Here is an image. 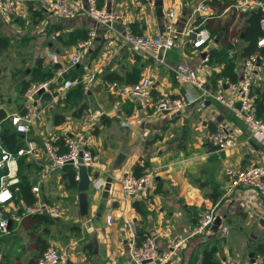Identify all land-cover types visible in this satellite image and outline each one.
Instances as JSON below:
<instances>
[{
  "label": "crops",
  "instance_id": "crops-1",
  "mask_svg": "<svg viewBox=\"0 0 264 264\" xmlns=\"http://www.w3.org/2000/svg\"><path fill=\"white\" fill-rule=\"evenodd\" d=\"M79 1L87 3V0ZM98 1L100 7L117 10V18L110 28L96 23L84 12L60 15L45 9L35 0L34 7L40 8L43 13L38 22H33L28 0L19 2V9L11 20L4 22L0 19V35L9 36L11 45L17 43L20 47L26 45L29 49L22 55V59L29 62L24 71L0 69V108L5 110L6 115L20 111L25 90L22 91V82L29 78L30 67L38 57L43 58L44 65L61 63L55 70V76L59 69L64 71L70 66L74 67L73 70L94 74L89 88L83 89L77 99L79 104L86 103L80 115L74 112L77 105H70L65 101L68 89L60 91L56 85L48 92L41 93L44 105L41 116L31 124L29 131L17 135L24 139L23 146L27 141H34L37 148L34 154L15 157L11 172L18 179L12 185L17 192V201L14 198L12 201L20 204L25 202L17 189V183L23 176L31 186L38 185L41 197L57 204L61 212L59 215H48L51 218L49 223H32L18 209L16 213L23 216L18 223L21 228L18 230L16 227L14 235H11L14 222L8 212L11 224L6 231L0 232V264H37L30 259L39 251L40 240L48 242V246L54 245L63 250L69 262L128 264L129 222H133L137 230L153 235L160 250L170 252L171 256L165 264H201L202 248L211 243L217 246L215 255L220 264L228 258L233 264H264V254L255 248L258 241L264 240V219L258 227H249L253 215L264 218V196L251 187H229L225 175L228 166H264V142L250 136L242 119L232 110L209 98L203 101L204 104L199 101L203 106L198 105V101L191 102L175 115H172L175 111L163 110L147 114V108L140 98L122 97L115 86L106 84L107 80L104 78L107 72H115L130 79L129 82L118 83L124 85L137 81L142 75H149L153 79L151 90L154 95L179 96L189 92L198 94L196 86H184L177 81L171 66L178 61H186L203 73L205 65L206 83L211 72L221 71L222 62L202 59L204 56L208 58L211 48L221 47L220 37L225 24L229 25L231 32L234 29H244L246 17L238 8L239 0H221L225 2V6L210 0L209 14L195 10L201 0H177L175 42L172 48L160 53L162 63L156 62L148 52L129 49L123 36L126 31L154 34L164 30L165 12L170 0H163L162 15L156 12V4L151 9L145 0ZM198 16L200 20L197 22ZM205 17L212 20L214 27L222 30L208 44L194 47L193 35L187 34L186 30L197 23L205 25ZM76 27L94 31L90 44L82 45L83 39L76 45H66L56 38L59 32ZM18 32L22 36H17ZM240 37H232V41L236 43L233 61L238 79L241 77L245 58L240 55V48L244 44ZM5 50L0 52V57ZM47 51L56 53L57 59L52 60L46 54ZM74 53H79L80 58L71 63L70 57ZM15 56L17 57L15 54L12 58ZM220 78L224 82L231 81L225 77ZM253 83L264 88V81L254 80ZM207 86L213 88L211 85ZM94 113L98 117L92 118ZM139 116L143 122L137 124L134 118ZM55 117L62 118L61 122L55 123ZM219 122L225 123L235 134L234 139L223 148L213 147L207 139L209 131ZM143 127L148 130L146 136L142 134ZM94 129L97 131H93ZM84 130L94 136L95 144L99 146L89 147L94 155L93 164L87 166L89 175L98 172V177L105 181L106 176L111 174L113 179L109 198L105 203L100 200L105 183L97 187L95 179L91 182L88 212L82 215L79 212L77 186L67 185V179L63 176L65 169L51 168V160L43 140L53 139L59 149L56 137L61 134L69 137L77 132L84 133ZM149 135L151 138L145 149V139ZM85 138H88L86 133ZM120 151L126 154L124 161H127L130 172L137 163L144 158L148 159L144 170L151 172L153 177L149 199L136 195L128 202L120 200L118 184L125 171L120 172L110 167ZM26 193L34 195L32 189H28ZM113 199L119 200L117 207L111 206ZM135 199L140 200L143 210L133 205ZM208 208H213L216 215L220 216L221 224L218 229L222 228L224 233H216L214 230L194 232L197 226L195 221L200 220L204 210ZM108 210L113 212L111 224L106 220ZM232 220L238 225L236 234L228 230V223ZM224 226L227 229L223 230ZM237 235L242 241L239 247L234 245ZM246 240L251 241L252 245H245ZM251 251L254 256L249 255ZM252 257L255 258L254 261L251 260Z\"/></svg>",
  "mask_w": 264,
  "mask_h": 264
},
{
  "label": "built area",
  "instance_id": "built-area-1",
  "mask_svg": "<svg viewBox=\"0 0 264 264\" xmlns=\"http://www.w3.org/2000/svg\"><path fill=\"white\" fill-rule=\"evenodd\" d=\"M22 0H0V19L7 22L17 13L19 2ZM42 7L51 10L60 15H73L77 12L86 13L96 23L111 27L112 22L117 18V10L113 8L100 7L98 0H87L86 4L79 0H35ZM210 0H201L195 7V10L204 14H209L211 6ZM146 4L152 9L155 6V0H145ZM177 0H170L166 9V21L164 30L154 34H136L126 31L123 40L125 44L134 52H148L156 62H163L160 53L169 50L175 42L174 21L176 17ZM238 8L241 11L248 10L253 7L264 8V0H239ZM260 25L264 32V17L260 18ZM187 34H192V45L200 47L208 44L212 40L210 30L201 23L194 24L186 30ZM53 36V35H52ZM94 31H89V35L81 44L88 45L92 42ZM257 45H264V33L257 39ZM236 53L234 47L228 49V55L232 56ZM52 60L57 59L54 52L46 53ZM80 54L71 55V63L79 60ZM204 56L202 60H207ZM204 71L199 72L186 61H178L171 66L177 81L184 86H196L199 90L198 94L187 93L179 96H159L152 94L153 79L149 75H142L132 83L119 85L115 82H108V86H115L122 97L140 98L144 106L147 108V114L156 113L162 110L177 111L183 110L191 102L203 101L207 98L214 100L224 107L232 110L238 115L246 126L250 136H255L259 141L264 142V118L256 114L254 106V94L252 93V84L254 80L264 81V53L260 49H255L243 60L240 75L237 81L224 82L218 78L216 88L213 89L206 85V76L204 73L207 67L204 65ZM63 70L59 69L57 75L53 78L45 79L38 82H30L23 93V106L21 111H14L7 114V118L13 128L17 132H27L31 124L41 116L44 105L41 93L50 90V83L56 80L57 76ZM94 78L93 73H84L80 77L63 78L57 83L60 91L66 90L69 86L83 84V89L87 90ZM225 87H224V86ZM204 104V103H203ZM98 117L97 113L92 114V118ZM90 118V119H92ZM137 123H142V117H136ZM128 122H124L126 124ZM2 124L0 120V232L6 231L8 228V212L5 211V205L14 198L12 185L17 182V178L11 172L12 164L15 157L21 154H34L37 145L34 141H27L25 146H20L16 151L9 150L1 138ZM147 128L143 127L142 134L146 136ZM235 137V134L227 127L225 123L219 122L215 128L207 134L208 141L217 148L227 146ZM85 135L83 132L69 136L65 139L66 150L59 152L58 146L51 138L44 139L43 145L46 153L51 160V168H61L65 163L71 160V164L76 168L75 179L78 180L77 161L79 146L83 145L82 160L83 164L90 166L93 164L94 155L91 149L84 145ZM227 183L229 187L247 186L257 190L264 196V166L259 164H249L243 167L228 166L225 170ZM105 183L104 179H96L94 183L97 187ZM122 190L120 192V200L128 202L131 198L139 195L145 199H149L153 184L151 172H145L139 176H135L129 170L125 171L120 177ZM34 192V201L30 204L23 203L22 210L24 213H45L51 216L59 215L61 208L55 204L44 200L39 193V186L31 187ZM110 194V193H109ZM6 214V216H3ZM216 212L213 208L204 210L200 218L199 224L195 227L194 232H211ZM106 220L108 224L113 222V212L107 211ZM129 237L127 239L128 264H165L171 254L167 250L158 248L156 239L151 234L140 241L136 240V227L133 222L128 223ZM226 226L223 227V230ZM38 264H85L80 261H71L67 254L54 245L44 248L37 257ZM223 264H233L230 258L226 259Z\"/></svg>",
  "mask_w": 264,
  "mask_h": 264
},
{
  "label": "trees",
  "instance_id": "trees-1",
  "mask_svg": "<svg viewBox=\"0 0 264 264\" xmlns=\"http://www.w3.org/2000/svg\"><path fill=\"white\" fill-rule=\"evenodd\" d=\"M212 2L217 1L219 4H223L225 6V2L221 0H211ZM98 1V5H99ZM101 5V4H100ZM99 5V6H100ZM28 9L31 12L32 16L34 17L33 22H38L42 17L43 13L40 8L34 7L33 0H28ZM243 15L246 17V23L243 30L234 29V31L231 32L229 25L225 24L222 28L214 27L212 25V20L209 18H206L205 25L209 27L210 33L212 37H215L217 32L221 29L222 30V36L220 37V45L221 47L217 49L216 47L211 48V50L208 53V61L216 60L218 62H222L223 69L221 71H213L208 76L207 85H211L213 88L216 87L217 80L220 77H225L228 80L231 81H237L238 80V74L234 70L235 63L233 61L234 56L236 53L232 56L228 55V49L230 47H235L236 43L232 41V37H240L244 44L240 48V55L242 56H248L251 52H253L255 49H260L262 53H264V45L258 46L257 45V39L259 36L263 35V29L260 25V18L264 17V8L262 7H255L250 8L248 10L242 11ZM198 16L196 18V21L198 22L200 20ZM202 18V19H205ZM59 28L62 29V26H59ZM88 28L85 27H76L73 29L63 30L56 34V38L61 40L66 45H76L79 40L86 39L88 37ZM242 32V34H241ZM222 40V41H221ZM11 45L10 37L7 35H0V52L2 50L7 49ZM239 52V51H238ZM61 66V63L59 62H53L49 65H44L43 58L38 57L35 60V63L33 66L30 67L29 70V78L24 79L22 82V91L27 87V85L30 82H38L45 79L53 78L55 76V70ZM85 72L81 70H73L66 74L65 78H74V77H80ZM105 80L115 83L120 82H129V78H124L122 76L117 75L115 72H107L104 75ZM137 80V79H136ZM67 95L65 97V101L67 103H70V105H77L74 108V112L77 115H80L83 111V107H85L86 103L82 102L79 104V101L77 99L80 97L81 92L83 91V84H76L69 86L67 88ZM252 93L255 95L254 97V106L256 110V114L264 118V88L261 89L260 86L255 85V83L252 84ZM154 95V94H153ZM156 96V95H155ZM66 103V104H67ZM23 102L20 106V111L22 110ZM62 118L55 117L54 122L59 123L61 122ZM0 120L2 124V133L5 135L3 138V144L11 151H16L17 148L20 146H23L24 139L18 137L19 135L11 123L9 122L6 112L3 108H0ZM93 131H97L94 129ZM20 136V135H19ZM67 135H59L56 137V141L59 142L60 147L58 149L59 152H62L66 150V146L64 145L65 139L67 138ZM213 146V145H212ZM215 147V146H213ZM92 152V151H91ZM148 165V159H143L140 163H137L135 167L132 169L131 173L135 176H139L147 170H144V168ZM61 168L65 169L66 172L63 174V176L67 179V185L70 187H76L77 186V180L75 179L76 174V168L69 162L65 163ZM18 190L21 194V198L25 201V203H32L34 201V195L30 193V195H27V190H31V185L27 179H24L23 176H21V180L17 183ZM14 187H12L13 189ZM14 192V200L17 201V198L15 195L17 194L16 190L13 189ZM133 205L137 209L143 210L142 206L140 205V200L135 199L133 201ZM19 212L24 215V218H29L32 223L44 221L45 223L51 222V218L48 217V214L45 213H24L22 208H19ZM22 215V216H23ZM51 216V215H50ZM200 220L195 221V225H198ZM217 233V232H216ZM148 233H144L143 231H139L136 229V240L137 242H140ZM199 235V233H196ZM48 242L44 240L38 241L39 251L30 259L31 261H36L37 263V257L40 254V252L48 246ZM255 248L257 251H259L261 254H264V240L258 241L255 245ZM217 246L214 243L207 244L202 248L201 251V258L200 263L201 264H220L219 259L216 257ZM38 264V263H37Z\"/></svg>",
  "mask_w": 264,
  "mask_h": 264
},
{
  "label": "water",
  "instance_id": "water-1",
  "mask_svg": "<svg viewBox=\"0 0 264 264\" xmlns=\"http://www.w3.org/2000/svg\"><path fill=\"white\" fill-rule=\"evenodd\" d=\"M155 4H156V12L160 15H162L163 11H162V5H163V0H155ZM73 66H70L69 68H67L66 70H64L61 74H59L56 78V80L52 81L50 83V87H55L57 85L58 82H60L68 72H70L71 70H73ZM163 112H169L168 110H163ZM180 113V110H177L175 112H172V115L178 114ZM4 134H1V138L3 139ZM151 138V135L147 136V138L145 139V149L148 146L149 140ZM82 149H83V145L79 146V152H78V157H77V161L79 162V166H78V180H77V189L79 191V195H78V205H79V212L84 215L88 212V191L90 189V184L91 182L95 179L98 178L99 173L98 172H94L92 173V175H89L87 166L83 164V160H82ZM126 154L122 151H120L117 156L114 158V160L111 162L110 167L113 169L118 168L125 160ZM141 158V157H140ZM139 158V159H140ZM69 163L71 162V160L68 161ZM134 165H132L131 168H133ZM112 179L113 177L111 176V174L107 175L105 178V184L101 190L100 193V200L101 202L105 203L107 202L108 198H109V193H110V187H111V183H112ZM111 206L113 207H117L119 205V200L118 199H113L110 202ZM3 216H6V214H3ZM11 224V220L10 218L8 219V227ZM221 224V218L219 215H216L214 223L212 224V229L214 231H217L219 226ZM250 256H254V252L251 251L249 253ZM254 257L251 258L252 261H254Z\"/></svg>",
  "mask_w": 264,
  "mask_h": 264
},
{
  "label": "rangeland",
  "instance_id": "rangeland-1",
  "mask_svg": "<svg viewBox=\"0 0 264 264\" xmlns=\"http://www.w3.org/2000/svg\"><path fill=\"white\" fill-rule=\"evenodd\" d=\"M17 36H22L21 34H19V32L17 33ZM213 39V38H212ZM15 42H18V41H15ZM28 47L26 45H24L23 47H20L17 43H14L12 44L9 48H7L3 54H2V57H0V69L2 70H6V69H9L10 68V71H15L16 69L17 70H20V71H24L25 67L29 65V62L25 59H22V55L26 54V51H28ZM20 52H22L20 54ZM6 54V55H5ZM17 55V57H13V55ZM214 103H216V101L212 100ZM198 105H201V102H196ZM200 107V106H199ZM135 120V118H134ZM139 124V123H137ZM78 131V130H77ZM76 131V132H77ZM84 135L85 133L88 135V138H85L83 140V143L87 146V147H92V146H96V147H99L98 144H95V139H94V136L92 134H89V132L87 130H84ZM97 140V139H96ZM101 151V150H100ZM118 171L120 172H124V171H128V163L127 161H124L118 168H116ZM118 188H119V191L121 192L122 190V185L121 183L118 184ZM22 204L20 203H15L13 201L7 203L5 205V211L9 212L10 214V218L13 219V228H12V233L11 235L15 234V231L14 229L16 227H18V230L21 228L20 225H18L19 223V220L21 219L22 215L19 214V213H16V211L21 208ZM263 217H259L257 214L256 215H253L251 221L249 222V227H251V225L253 226H257L258 224H260V222H263ZM258 227V226H257ZM237 228H238V225H237V222L235 221H231L228 223V230L229 232H232V233H235L237 232ZM227 229V228H226ZM209 232V231H208ZM216 232H219V233H224L222 232V228L218 229ZM251 234V232H249V235ZM250 238V236L248 237ZM225 239H222V241H224ZM241 239H239L238 235L237 237H235V240H234V245L235 247H239L240 245H242L241 243ZM245 245H252V242L251 241H248L246 240V243Z\"/></svg>",
  "mask_w": 264,
  "mask_h": 264
}]
</instances>
